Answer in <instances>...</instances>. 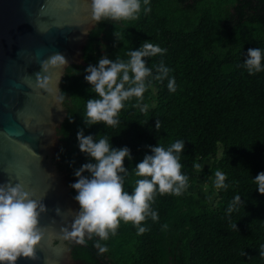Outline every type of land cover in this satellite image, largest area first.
<instances>
[{
    "label": "trees",
    "instance_id": "obj_1",
    "mask_svg": "<svg viewBox=\"0 0 264 264\" xmlns=\"http://www.w3.org/2000/svg\"><path fill=\"white\" fill-rule=\"evenodd\" d=\"M144 7L135 19L95 22L82 49L86 64L66 67L56 157L67 165L71 185L74 171L88 160L77 146V132L111 137L113 146L131 150L132 160L124 161L130 169L125 189L131 192L140 178L132 168L150 151L147 146L167 147L180 139L188 184L198 176L210 184L219 170L227 187L217 189L212 203L187 189L180 195L157 192L151 207L159 219L142 221L145 232L121 220L107 240L93 234L85 246H73L72 258L81 264H264V194L254 190L251 178L264 171V71L249 74L243 67L248 48L264 49V0H149L150 11ZM144 42L166 49L145 59L153 76L161 62L171 69L175 92L167 78L149 77L139 101L148 106L144 111L133 97L120 110L118 125L86 127V101L95 93L88 90L85 68L102 55L126 59ZM204 157L211 164L199 174ZM70 193L75 196L71 186ZM236 195L241 201L229 211Z\"/></svg>",
    "mask_w": 264,
    "mask_h": 264
},
{
    "label": "clouds",
    "instance_id": "obj_2",
    "mask_svg": "<svg viewBox=\"0 0 264 264\" xmlns=\"http://www.w3.org/2000/svg\"><path fill=\"white\" fill-rule=\"evenodd\" d=\"M142 3L145 5L143 11H150L147 7L149 0H84L83 8L95 22L135 19L141 12ZM165 51L157 44L144 42L131 48L126 59L117 57L113 60L102 55L95 64H89L84 70V80L95 97L86 101L85 126L100 122L118 125L120 110L133 97L137 98L136 106L144 111L148 106L141 105L139 101L151 84L149 77L161 81L167 78L168 90L175 92V78L169 76L171 69L161 62L153 76L145 59ZM262 61L264 49L251 47L244 54L243 67L249 74L261 72L264 71ZM49 63L63 65L65 58L55 54ZM59 79L42 78L40 85L51 94L56 104L64 99V93L58 86ZM155 128H159V121H156ZM76 139L79 150L88 160L74 171L76 179L70 186L75 192L74 200L79 210L70 225L62 230L65 239L75 238L77 242L84 243L86 236L95 234L100 240H107L121 220L131 221L138 233H143L147 229L141 225L142 221L149 216L153 221L159 219L158 212L151 207L154 194L180 195L188 186V176L181 171L180 163L184 140L178 139L167 147L157 143L148 145L150 151L132 168L135 176L140 178L136 179L135 187L129 192L125 189V180L130 169L124 164L125 159L132 160L129 147H115L111 137L97 139L92 134L85 135L82 129L77 132ZM225 175L219 170L215 172L213 183L216 189L227 187ZM251 178L256 185L254 190L264 194V171ZM240 201L241 196L236 195L229 211ZM44 210L43 203L33 199L22 184L0 185V264H16L18 258L34 255V246L42 235L38 227L39 216ZM97 245L101 252L106 251V246L100 245L99 241Z\"/></svg>",
    "mask_w": 264,
    "mask_h": 264
},
{
    "label": "water",
    "instance_id": "obj_3",
    "mask_svg": "<svg viewBox=\"0 0 264 264\" xmlns=\"http://www.w3.org/2000/svg\"><path fill=\"white\" fill-rule=\"evenodd\" d=\"M83 4L0 0V185L22 184L45 208L34 255L16 264H81L69 245H86L63 236L79 210L56 158L57 128L65 111L40 86L42 78L63 76L69 64H86L82 49L95 21ZM55 54L65 64H50Z\"/></svg>",
    "mask_w": 264,
    "mask_h": 264
},
{
    "label": "rangeland",
    "instance_id": "obj_4",
    "mask_svg": "<svg viewBox=\"0 0 264 264\" xmlns=\"http://www.w3.org/2000/svg\"><path fill=\"white\" fill-rule=\"evenodd\" d=\"M61 77H62V74H61L60 79H59V89H60ZM58 146H60V142L56 146V156H57V152L59 150ZM57 164H58L60 174L66 178L67 173H68L67 165L63 162L61 163L59 161V159H57ZM210 164H211V158L210 157H204V158L200 159L198 161V172H199V174L201 173V170L203 168H209ZM210 179H211V183L207 184L206 182H204L202 180L201 176H198L193 183L188 184L186 189L190 192L197 194L200 198H207L210 203L215 202V200L217 199V189L214 187V183H213L214 179H215V174H213L210 177Z\"/></svg>",
    "mask_w": 264,
    "mask_h": 264
},
{
    "label": "flooded vegetation",
    "instance_id": "obj_5",
    "mask_svg": "<svg viewBox=\"0 0 264 264\" xmlns=\"http://www.w3.org/2000/svg\"><path fill=\"white\" fill-rule=\"evenodd\" d=\"M94 24H95V23H94ZM60 105H61V109H60V110H64V111H65L62 102H60ZM59 142H60V137H59V135H58V144H59ZM59 147H60V146H58V148H59ZM73 246H76V245H73V244H70V245H69L70 252H71V256H72V247H73ZM74 260H75V259H74Z\"/></svg>",
    "mask_w": 264,
    "mask_h": 264
}]
</instances>
